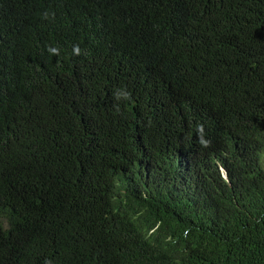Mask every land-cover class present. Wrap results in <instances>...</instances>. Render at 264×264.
<instances>
[{
    "label": "trees",
    "instance_id": "16d2710c",
    "mask_svg": "<svg viewBox=\"0 0 264 264\" xmlns=\"http://www.w3.org/2000/svg\"><path fill=\"white\" fill-rule=\"evenodd\" d=\"M0 264H264V0H0Z\"/></svg>",
    "mask_w": 264,
    "mask_h": 264
},
{
    "label": "clouds",
    "instance_id": "9594fccd",
    "mask_svg": "<svg viewBox=\"0 0 264 264\" xmlns=\"http://www.w3.org/2000/svg\"><path fill=\"white\" fill-rule=\"evenodd\" d=\"M49 51L52 52V53H54V54H58V49H56V48H51L50 47L49 48ZM73 51H74V54L79 55L80 54L79 46H75L74 49H73ZM123 95H124V98L127 99V98L130 97L131 94L129 92H124ZM200 130L201 131L203 130V127L202 126H200ZM200 143L204 147H208L209 144H210V141L201 139Z\"/></svg>",
    "mask_w": 264,
    "mask_h": 264
}]
</instances>
